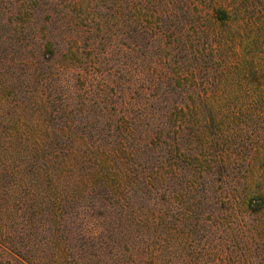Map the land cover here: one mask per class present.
Wrapping results in <instances>:
<instances>
[{
	"label": "trees",
	"instance_id": "1",
	"mask_svg": "<svg viewBox=\"0 0 264 264\" xmlns=\"http://www.w3.org/2000/svg\"><path fill=\"white\" fill-rule=\"evenodd\" d=\"M207 1L0 0L11 17L0 18V35L36 50L21 58L20 85L2 82L0 92L16 87L38 108L28 114L18 105L9 118L11 92L0 99L11 154L0 163V264H86L88 250L104 254L112 241L106 235L121 231L150 250L144 235L159 227L157 241L181 226L189 236L212 225L224 230L226 247L228 231L245 233L240 205L264 217L258 180L246 179L247 195L240 189L244 173L264 163V2L250 8L212 0L208 8ZM100 5L108 13L95 26L103 36L95 62L79 47L60 53L41 37L38 16L83 36L75 14ZM22 36H33L32 44ZM59 56L75 70L79 61L87 76L63 78L65 68L55 70ZM98 64L107 69L100 76ZM3 65L13 75L20 67L11 55L0 58ZM61 87L66 92L55 98ZM216 119L222 128L211 134ZM88 162L93 168L82 173ZM174 221L179 226L171 228Z\"/></svg>",
	"mask_w": 264,
	"mask_h": 264
},
{
	"label": "rangeland",
	"instance_id": "2",
	"mask_svg": "<svg viewBox=\"0 0 264 264\" xmlns=\"http://www.w3.org/2000/svg\"><path fill=\"white\" fill-rule=\"evenodd\" d=\"M231 4L238 3V4H244L247 7H261V2H264V0H231L229 1ZM208 8H211L213 5L212 0L207 1L206 3ZM264 6V5H263ZM7 7L8 5H1L0 4V11L3 13L0 15V18L4 21H9L11 18L9 15H7ZM264 10V7H262ZM91 15L88 14H82L78 11L75 16L76 18V24H78L79 28L83 32H89L90 33H83V36H77L74 31L69 30L64 25L60 28L59 25H53L50 23H47L44 21V18L46 15L38 16L36 23L39 24L43 34L45 36H41L44 40H50L55 48V50L59 51L60 53H66L69 52V50H73V48L79 47L81 49L83 56L87 55L89 58V55L91 54V62H95V58L99 52H101V44L100 42L103 40V36H99L97 31L96 24H100L104 22V19H100L101 14L108 13V10L104 8L102 5H100V8L95 10H91ZM100 16V17H99ZM102 18V17H101ZM92 20V21H91ZM94 21V22H93ZM102 21V22H101ZM97 25V26H98ZM210 25L209 19H205L202 23L203 27H208ZM95 28V29H94ZM75 29V27H73ZM76 30V29H75ZM28 38L27 41L24 43L26 44H32L33 42V36H22ZM196 37L200 43L205 44L207 42V36H192ZM126 36H123L120 38L121 44H125L126 42ZM13 41H12V40ZM97 40L98 45L96 48V44L94 42ZM123 40V41H122ZM209 40H212L209 39ZM14 36H1L0 35V58H4L6 55H11V58H16L17 64L20 67H17L16 74L13 75V71L6 72L5 68L8 69L7 66H0V85L2 82L9 83V81H13V85H20L18 84L17 80L20 78L21 81L24 74L26 72V66L25 64L21 63L23 60H21L23 55L29 54H35L36 50L35 48L31 49H23L20 47H17L15 45ZM17 44V43H16ZM25 44H23L24 46ZM93 46V47H92ZM261 46V44H260ZM95 48V50H94ZM96 49H98L96 51ZM241 50V49H240ZM12 53V54H10ZM227 54V52H226ZM85 59V60H86ZM83 59V61H85ZM78 68L75 70L74 67L71 68V65L73 63L68 60L65 57L59 56L58 59L55 62V70H61L65 68L66 74L63 78H66L69 74H73L74 78L80 76V73L82 72L81 77L87 76V71H84L79 68L80 64L79 61H75ZM50 67H47V71H49ZM96 70H98L97 75L100 76L99 73L104 70V65H96ZM4 70V71H1ZM9 70V69H8ZM12 76H11V75ZM103 76H106L104 73ZM16 77V78H13ZM70 79V78H68ZM101 79H103L101 77ZM64 80V79H63ZM70 83H73L74 85H79L81 88L82 82H76L72 81ZM61 84V83H60ZM55 85V84H54ZM62 85L67 88V84L65 81H62ZM15 88H10L5 91L0 92V99L4 97L2 94H6L11 92L17 94L19 101H16L14 96L8 95L7 101L5 102L6 115L11 118H15L17 114V108L16 106L20 105V107H25L28 109V112L25 111V113L30 114V112L37 111V107L31 108L29 105H26L24 98V93H22L20 90L15 92ZM56 88V87H55ZM54 88V89H55ZM57 89V88H56ZM68 89V88H67ZM51 90L49 91V93ZM66 92V89L61 87L60 94H55L53 90V96L55 98H59V96H62ZM22 102V104H19ZM19 110V109H18ZM28 116V115H26ZM9 117V118H10ZM30 117V115H29ZM2 118L3 116H0V163L1 161L7 160L9 157H11V154L8 152L9 145H6V134L8 131V128L10 125L5 127L1 122H3ZM219 119H216L213 122V125L209 126V133H216L218 132L219 128H222L221 124L218 121ZM2 124V125H1ZM257 128H263L262 124L260 123L254 130ZM246 141H248V138H246ZM249 142H247L248 144ZM83 147H81L82 150ZM79 155V154H78ZM81 156V154L79 155ZM93 158V156H90ZM78 158V157H77ZM17 160H19V157H16ZM77 162V161H76ZM76 162L74 164H76ZM259 167H255L253 170H249L248 172L244 173L242 176L243 183L240 186L241 192L243 195L248 194V189L245 186L244 182L247 180H252L253 182L257 181V184H254V190H260L264 189V180L260 181L261 179H264V163L262 164L257 163ZM82 166V173H87L93 168V163H86ZM48 169V168H47ZM77 169V168H76ZM78 172V169H77ZM31 178H33V175H31ZM247 179V180H246ZM260 181V182H259ZM13 180L11 179L10 183H12ZM46 186L50 184V180H45ZM244 187V189H243ZM250 199H252L253 204L258 203V199L255 197V195H250ZM247 197V196H246ZM248 198V197H247ZM142 205L146 206L148 204L142 203ZM246 208L242 205H240L237 209V214L240 218H244L245 222V233L243 236L240 234L237 235H231L233 232L228 231L227 236L230 238L229 241H231L226 247H223L221 243H224L222 240L219 239V237L225 236L224 233L219 232V230L224 231L222 228L216 229L212 225L209 227V225L205 226L202 225L201 228H193L191 235L187 236L188 229L181 226L180 232L175 231H169L165 232V235L157 241L156 239V231L159 230L162 232V228H157L156 230H149L147 233V236L144 235V238L148 241V247L143 248V244L140 245V247L137 245L138 242L136 239L133 238V236L130 238L129 234L126 232H120L119 236H114L113 234H107L106 240L108 241L109 238L112 239V241H108V247L106 250H104V254L94 256L93 250H88L86 252L85 261L86 264H114V261H118L119 258H122V264L127 262L129 264H264V225L263 227H260V223H264V217L260 216L257 217L255 215H248L246 212ZM176 219V218H175ZM175 222V221H174ZM104 222L101 220L100 225H103ZM178 225L177 222H175V227L171 226V228H176ZM225 226V224H224ZM222 226V227H224ZM228 226V225H226ZM219 226H217L218 228ZM228 229L225 227V231ZM260 230V231H258ZM158 231V234H160ZM182 235H181V234ZM231 233V234H230ZM129 235V236H128ZM136 235V233H135ZM111 236V237H110ZM226 236V237H227ZM138 246V247H137ZM162 246H164L162 248ZM157 250V251H156ZM152 251V252H151ZM231 251V252H230ZM151 252V253H150ZM119 256V257H118ZM127 257V258H126Z\"/></svg>",
	"mask_w": 264,
	"mask_h": 264
}]
</instances>
